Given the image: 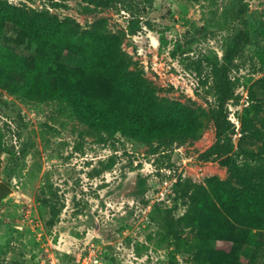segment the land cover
Returning <instances> with one entry per match:
<instances>
[{
	"label": "rangeland",
	"instance_id": "obj_1",
	"mask_svg": "<svg viewBox=\"0 0 264 264\" xmlns=\"http://www.w3.org/2000/svg\"><path fill=\"white\" fill-rule=\"evenodd\" d=\"M9 1L72 21L80 34L100 18H107L109 33L128 32L131 17L118 0L109 6L96 0ZM138 1L154 28L128 34L123 50L165 99L166 128L148 138L92 131L65 98L34 100L0 87V182L13 188L0 201V264H223L222 252L232 250L231 243H214L197 248V260L195 252L166 239L150 215L157 207L173 209L175 218L186 212L185 197L173 190L179 178L207 184L213 176H229L227 166L204 152L216 140L211 66L222 60L233 34L229 21L238 0ZM245 1L247 40L230 73L234 96L226 104L237 128L235 143L249 88L264 76V0ZM2 42L19 54L35 53L32 43L18 39L12 22ZM62 59L81 60L69 51ZM202 108L210 116L197 134L194 110ZM194 234L188 228L184 235L192 243ZM258 235L264 240V229ZM240 259L250 261L244 252ZM257 264H264V252Z\"/></svg>",
	"mask_w": 264,
	"mask_h": 264
},
{
	"label": "trees",
	"instance_id": "obj_2",
	"mask_svg": "<svg viewBox=\"0 0 264 264\" xmlns=\"http://www.w3.org/2000/svg\"><path fill=\"white\" fill-rule=\"evenodd\" d=\"M118 2L131 15L128 32L109 33L107 18H100L90 32L80 34L72 21H61L49 11L0 0V87L34 100L65 98L92 131L113 129L141 138L161 135L166 128L162 120L165 99L123 50L128 34H137L145 26L153 29L154 25L145 21L138 0ZM95 3L109 6L111 0ZM238 3L237 13L229 21L233 34L223 58L211 66L217 97L213 114L216 140L204 152L207 159L218 158L227 166L229 176H213L207 184L191 178L177 179L173 190L185 197L186 212L175 218L173 209L157 207L150 216L166 239L178 248L195 252L196 259L202 255L199 250L224 242L231 243L232 250L222 252L223 264H257L264 252V240L258 235L264 229V76L249 88V104L239 115L240 137L235 143L237 128L228 118L226 104L234 96L230 73L247 40V3ZM8 22L16 26L20 41L35 46L33 56L19 54L3 44ZM66 51L79 56L80 63L64 62ZM194 114L198 134L205 127V115L209 118L210 114L204 108L194 110ZM188 228L195 233L192 243L184 235ZM241 252L250 257L249 262L241 261Z\"/></svg>",
	"mask_w": 264,
	"mask_h": 264
},
{
	"label": "water",
	"instance_id": "obj_3",
	"mask_svg": "<svg viewBox=\"0 0 264 264\" xmlns=\"http://www.w3.org/2000/svg\"><path fill=\"white\" fill-rule=\"evenodd\" d=\"M12 191H13V188L8 182L1 181L0 182V201L8 197Z\"/></svg>",
	"mask_w": 264,
	"mask_h": 264
}]
</instances>
